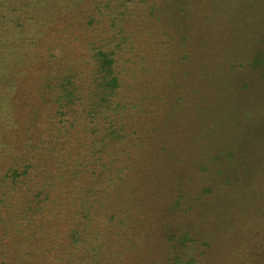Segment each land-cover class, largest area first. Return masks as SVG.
Returning a JSON list of instances; mask_svg holds the SVG:
<instances>
[{
    "label": "rangeland",
    "instance_id": "rangeland-1",
    "mask_svg": "<svg viewBox=\"0 0 264 264\" xmlns=\"http://www.w3.org/2000/svg\"><path fill=\"white\" fill-rule=\"evenodd\" d=\"M0 264H264V0H0Z\"/></svg>",
    "mask_w": 264,
    "mask_h": 264
},
{
    "label": "trees",
    "instance_id": "trees-1",
    "mask_svg": "<svg viewBox=\"0 0 264 264\" xmlns=\"http://www.w3.org/2000/svg\"><path fill=\"white\" fill-rule=\"evenodd\" d=\"M32 175H34L33 173H24L23 172H15L13 171L10 175L9 178L11 180L12 184H16V185H24L25 183H27L29 185V183H31L32 180ZM44 184L41 186H36L33 185V189H31L32 191L29 192V196H30V202L29 203H33L32 206H29V209L36 211V210H40L41 209V205L48 202L49 199L52 197V191L50 188H48V186H46V190L44 189ZM50 187V186H49ZM8 256H10V253L7 254ZM17 255V254H16ZM13 257V255H12ZM9 258V257H8ZM17 259V258H16ZM19 261V259H18ZM17 261V262H18Z\"/></svg>",
    "mask_w": 264,
    "mask_h": 264
}]
</instances>
